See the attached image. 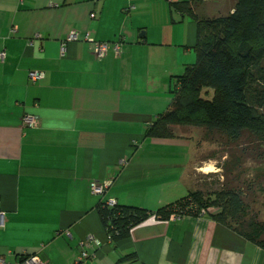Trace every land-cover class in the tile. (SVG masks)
<instances>
[{
    "label": "crops",
    "instance_id": "0c3cea01",
    "mask_svg": "<svg viewBox=\"0 0 264 264\" xmlns=\"http://www.w3.org/2000/svg\"><path fill=\"white\" fill-rule=\"evenodd\" d=\"M179 1L0 0V260L78 264L89 239L92 258L79 264L130 254L126 264H264L262 248L209 215L151 216L113 245L98 214L109 200L155 211L194 188L193 170L217 171L192 168L189 133L146 135L196 59L197 22ZM189 1L200 19L227 12L226 0ZM73 30L119 41L120 53L98 60L84 40L66 43ZM29 71L44 77L32 83ZM24 114L39 125L23 128ZM92 181L108 183L103 195Z\"/></svg>",
    "mask_w": 264,
    "mask_h": 264
},
{
    "label": "trees",
    "instance_id": "16d2710c",
    "mask_svg": "<svg viewBox=\"0 0 264 264\" xmlns=\"http://www.w3.org/2000/svg\"><path fill=\"white\" fill-rule=\"evenodd\" d=\"M226 5L225 14L200 19L189 0L172 4L197 22L196 59L175 77L171 103L146 131L149 137L171 138L177 129L180 134L201 129L192 168L212 162L217 171L193 170L194 188L155 211L100 203L98 214L113 245L151 216L198 217L205 210V215L264 250L259 210H264V0H226ZM210 90L213 95L207 99ZM204 143L218 148L203 155ZM131 258L124 256L115 264Z\"/></svg>",
    "mask_w": 264,
    "mask_h": 264
},
{
    "label": "built area",
    "instance_id": "2783aa9c",
    "mask_svg": "<svg viewBox=\"0 0 264 264\" xmlns=\"http://www.w3.org/2000/svg\"><path fill=\"white\" fill-rule=\"evenodd\" d=\"M84 40L88 44H90L92 53L95 56L96 59L101 60L103 59L109 49H111L115 55H118L120 53L121 49V42L119 41H113V42H102L95 40L90 33L85 32L83 35H81L80 32L73 30L71 31L67 37H66V43L67 42H78L79 40ZM62 53L65 51V46L63 45ZM5 58V52L0 51V61H3ZM44 77L42 72L39 71H29L28 72V78L30 82L35 83L39 80H41ZM21 124L23 128H35L39 125V117L36 115L31 114H24L21 118ZM108 187L107 182H101V181H92L90 183V190L93 194L96 195H103L106 191V188ZM108 205H114V200H109L107 202ZM206 214L205 210H202V215L204 216ZM183 216L180 215H172L170 218H181ZM4 225V214L3 212H0V227ZM70 233L68 231L65 232V235H69ZM90 247L89 239L85 240L81 244V251L78 256L77 263L79 264L83 260H90L92 256L87 252V249ZM0 264H47L45 260L41 259L38 255H26V256H20L15 262L8 263L4 260H0Z\"/></svg>",
    "mask_w": 264,
    "mask_h": 264
},
{
    "label": "rangeland",
    "instance_id": "374dc122",
    "mask_svg": "<svg viewBox=\"0 0 264 264\" xmlns=\"http://www.w3.org/2000/svg\"><path fill=\"white\" fill-rule=\"evenodd\" d=\"M226 4H224V6L222 8H225ZM224 11V10H222ZM225 14V13H223ZM210 96H207V99L211 98V95H213V90H210ZM202 97H204V94L202 93ZM173 98V96H172ZM181 130L180 129H177L176 132L179 133ZM188 133L194 137L196 139V144H199V143H202V137H203V131L201 129H188ZM202 147V150L204 153L203 155H207V152H209V150H213L214 148H218V145L216 144H210V143H204L203 145H201ZM198 152V151H197ZM196 152V154H197ZM201 156V155H200ZM214 165V163H213ZM207 170L208 169H211V170H216L215 167H212V166H207L206 168ZM205 169V170H206ZM192 180V179H191ZM193 189V188H192ZM262 201V199H260L259 203ZM258 209H259V205L256 206ZM260 210V218L261 219H264V210L262 209H259Z\"/></svg>",
    "mask_w": 264,
    "mask_h": 264
},
{
    "label": "bare ground",
    "instance_id": "6f19581e",
    "mask_svg": "<svg viewBox=\"0 0 264 264\" xmlns=\"http://www.w3.org/2000/svg\"><path fill=\"white\" fill-rule=\"evenodd\" d=\"M202 169V168H201ZM207 170V169H206ZM210 170V169H209ZM209 170H207V171H209Z\"/></svg>",
    "mask_w": 264,
    "mask_h": 264
}]
</instances>
